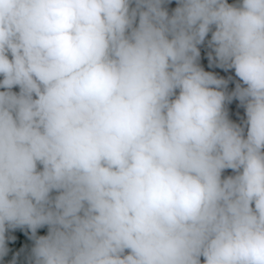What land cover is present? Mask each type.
<instances>
[{
	"label": "trees",
	"instance_id": "16d2710c",
	"mask_svg": "<svg viewBox=\"0 0 264 264\" xmlns=\"http://www.w3.org/2000/svg\"><path fill=\"white\" fill-rule=\"evenodd\" d=\"M180 2L0 0V115L25 109L17 126L0 117V199L32 207L34 195L37 206L14 239L0 237V264H153L177 223L240 177L253 131L201 94L176 53L167 19ZM96 7L72 33L69 15ZM200 7L203 20L192 15L189 24L203 27L215 49L205 69L237 94L264 96V16L236 0ZM21 82L36 93L21 95ZM187 98L190 110L174 108ZM123 124L135 131L113 132ZM80 129L82 147H63V135ZM96 143L101 149L84 155ZM249 196L247 217H227L221 236L213 226L191 237L176 262L184 253L181 264H264V237L247 240L264 229V217L250 228L264 200Z\"/></svg>",
	"mask_w": 264,
	"mask_h": 264
},
{
	"label": "water",
	"instance_id": "95a60500",
	"mask_svg": "<svg viewBox=\"0 0 264 264\" xmlns=\"http://www.w3.org/2000/svg\"><path fill=\"white\" fill-rule=\"evenodd\" d=\"M199 1L181 0L167 19L169 36L204 97L249 122L254 136L253 152L240 177L226 192L177 223L159 247L153 264H176L180 246L210 227L217 226L221 236L224 221L233 208L249 195L255 184L264 185V96L256 90L237 94L204 69L188 32L190 15Z\"/></svg>",
	"mask_w": 264,
	"mask_h": 264
},
{
	"label": "clouds",
	"instance_id": "9594fccd",
	"mask_svg": "<svg viewBox=\"0 0 264 264\" xmlns=\"http://www.w3.org/2000/svg\"><path fill=\"white\" fill-rule=\"evenodd\" d=\"M97 7L96 8H94L93 10H92V12L91 13H89L88 15H86V16H79L78 15V17L76 16V15H74V14H71V15H69V17L67 18V20L69 21V29H74L73 31H72V33H74L75 31H76V29L77 28H75L76 27V24H77V19L78 20H80L79 19V17H84L83 19H88L89 17H91L92 16V14H94V13H96L97 12ZM192 15H195V17H196V20L198 21H201V20H203L202 19V13H201V7H200V1H199V3L195 6V8L193 9V12L191 13V15H190V17L192 16ZM5 23L7 24V22L5 21ZM196 24H197V22H196ZM189 22H188V28H189ZM204 30V29H203ZM205 31V30H204ZM189 32V31H188ZM61 33V32H60ZM190 36V35H189ZM60 39H62L64 42H67V41H69L67 38H64L63 36H62V38H60ZM190 39H191V42H192V38L190 37ZM202 39H205L206 41H207V49H211L212 51H213V54L212 55H209L208 54V52L207 51H205L204 49H202L201 47H200V45L198 46V44L200 43V41L202 40ZM193 43V42H192ZM193 46H194V48H195V50H196V52H197V55H198V57H199V59H200V61H201V63L203 64V58H206V59H212L214 56H215V54H216V52H215V49L213 48V46H212V43H211V41H210V39H209V37L206 35V36H201L198 40H196V43H193ZM202 54V55H201ZM184 62V61H183ZM203 66H204V64H203ZM204 69H205V66H204ZM206 70V69H205ZM207 71V70H206ZM208 72V71H207ZM191 73V72H190ZM208 74H209V72H208ZM192 75V74H191ZM211 77H213L211 74H209ZM193 77V76H192ZM194 78V77H193ZM214 78V77H213ZM215 79V78H214ZM216 80V79H215ZM196 82V81H195ZM219 82V81H218ZM220 83V82H219ZM197 84V83H196ZM22 85H27V86H30V87H32V89L35 91V93H36V89L31 85V84H29V83H24V82H21V86ZM223 85V84H222ZM198 86V85H197ZM198 88H199V86H198ZM199 90H200V88H199ZM256 91H258V90H256ZM201 92V91H200ZM201 94H202V92H201ZM203 95V94H202ZM204 96V95H203ZM206 98V97H205ZM207 99V98H206ZM209 100V99H208ZM210 101V100H209ZM212 102V101H211ZM213 103V102H212ZM10 109H14V106H12V105H10V107H9ZM15 109H22L23 110V108L22 107H17V108H15ZM66 116L67 117H73V115H72V113L70 112V111H68L67 113H66ZM0 117H8V115H4V116H2V115H0ZM24 117H25V114H24V110H23V118H22V120L24 119ZM75 118V117H74ZM242 118V117H241ZM245 119V118H244ZM22 120L19 122V123H16V124H10V123H6L7 125H10V126H17V125H19L21 122H22ZM0 123H5V122H0ZM249 123V122H248ZM22 125V124H21ZM250 125V124H249ZM251 127V126H250ZM82 131H80L79 130V132L78 133H71V132H66L64 135H63V137H62V141H61V143H62V146L63 147H65V148H67V150H72V151H77V150H79V148H81L82 147V145H83V142H84V140H85V137H84V135H85V131L83 130V129H81ZM80 135H82V139L78 142V143H76V142H74V140H75V138L76 137H79ZM123 137V136H122ZM125 137V136H124ZM68 139V140H67ZM123 140V139H122ZM92 147H97V148H100V145H99V143H96V144H92V145H90L86 150H85V153H84V155L86 154V152L88 153V151L92 148ZM101 149V148H100ZM253 151V150H252ZM259 184V183H258ZM257 184V185H258ZM263 185V184H262ZM258 186H260V185H258ZM256 188H259V189H261L260 187H255V186H253V189L251 190V192H252V196H249L248 197V201L251 199V197L254 199V201H255V199H262V200H264V197H256L255 196V194H254V191H255V189ZM262 190V189H261ZM264 191V190H263ZM250 192V193H251ZM33 194H38L37 193V190H36V192H34ZM2 196H4V194L3 195H1V197ZM33 197H34V195H33ZM31 198L30 199V201H29V203H32V207H29L27 204H19V203H17V204H15V205H9V204H5L1 199H0V237H2V238H4V239H6V240H10V239H14L15 237H16V235L18 234V233H20V230H21V224H23V223H26V222H31V220H32V217H33V214H32V212L33 211H37V206H36V196H35V198ZM247 198V197H246ZM246 198L240 203V204H238V205H236L234 208H233V210L230 212V214H229V218L231 219V220H236L237 218H241V217H239V216H242V215H244V214H246V212H248V209H249V205H248V203L246 202V204H245V206H244V203H245V200H246ZM253 201V202H254ZM239 206V207H238ZM246 206H248V209L246 208ZM238 207V208H237ZM67 208H70L69 206H67ZM235 212H237L238 213V215L236 216V217H232L233 216V213H235ZM227 218V217H226ZM243 218V217H242ZM85 223V222H84Z\"/></svg>",
	"mask_w": 264,
	"mask_h": 264
},
{
	"label": "rangeland",
	"instance_id": "374dc122",
	"mask_svg": "<svg viewBox=\"0 0 264 264\" xmlns=\"http://www.w3.org/2000/svg\"><path fill=\"white\" fill-rule=\"evenodd\" d=\"M225 1L226 0H215V3L218 5L224 6ZM236 1H240V2L247 4L251 8V10L254 11L256 14L264 16V0H236ZM243 15L244 14H239V16H243ZM189 30H190V32H192L191 28ZM199 32H200L201 36H206V33L203 30V27L199 28ZM191 38H192L193 43H196V39L194 37H191ZM116 92H117V90H115V89L111 90L112 94H115ZM19 93L21 95L25 96V95L35 94V91L30 86L22 85L19 88ZM192 104H193L192 98H187V99H184L181 102L177 103L174 108L179 109V110H183V109L190 110V108H191L190 105H192ZM24 111H25V109H24ZM22 118H23V114H22L21 110H17L15 114L8 116L7 122L10 124H16V123H19L22 120ZM153 118L156 120L157 117H153ZM80 131H82V130L80 129ZM133 131H135V130H133L132 126L127 125V124H123V125H118L117 130H115L113 132H120V133H122V135L124 134V136H126V135L132 133ZM81 139H82V135H80L79 137H76L74 142L78 143ZM237 153L239 155H241V153H239V152H237ZM240 159L241 158L239 156H234L231 160V165H237L238 163H240L239 162ZM61 161L65 167L70 166V164H71V160L69 158H67L66 156H63V155H61ZM182 177H183L182 173L177 174V179H180ZM253 201H254V199L251 197L249 202H253ZM245 204H246V202L244 203V206H245ZM253 204H254V202H253ZM66 207H64V208L66 209ZM246 208L248 209V206H246ZM247 216H248V212H246V214L239 216V217H247ZM262 217H264V209H262V208L256 209L255 210V218H254L255 221L252 222V225L250 228L256 227ZM85 223L95 227L94 222H85ZM111 225H114V224L111 223ZM263 226H264V223H263ZM259 228H261V226H258L255 229L249 230L247 233V240H253V239L261 240V239H263L261 237H264V229L259 230ZM106 229L109 231H113V233L121 234V231L117 230V228L115 226L107 227ZM37 235L41 236L40 231H37ZM183 255H184V253L179 254L176 264H181V259H182ZM262 258L264 259V255H262ZM260 260L261 259H259L258 262H260Z\"/></svg>",
	"mask_w": 264,
	"mask_h": 264
},
{
	"label": "built area",
	"instance_id": "2783aa9c",
	"mask_svg": "<svg viewBox=\"0 0 264 264\" xmlns=\"http://www.w3.org/2000/svg\"><path fill=\"white\" fill-rule=\"evenodd\" d=\"M200 45V47L202 49H204L205 51L208 52L209 55H212L213 54V51L211 49H207V41L205 39H202L200 41V43L198 44V46ZM254 194L256 197H264V191L259 189V188H256L255 191H254ZM238 215L237 212L233 213V216L232 217H236Z\"/></svg>",
	"mask_w": 264,
	"mask_h": 264
},
{
	"label": "crops",
	"instance_id": "0c3cea01",
	"mask_svg": "<svg viewBox=\"0 0 264 264\" xmlns=\"http://www.w3.org/2000/svg\"><path fill=\"white\" fill-rule=\"evenodd\" d=\"M200 27L201 26L196 24V22L194 24H190L189 28H188L190 37H194L196 40H198L201 37L200 32H199ZM190 28H191L192 32H190V30H189Z\"/></svg>",
	"mask_w": 264,
	"mask_h": 264
}]
</instances>
